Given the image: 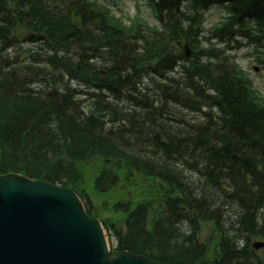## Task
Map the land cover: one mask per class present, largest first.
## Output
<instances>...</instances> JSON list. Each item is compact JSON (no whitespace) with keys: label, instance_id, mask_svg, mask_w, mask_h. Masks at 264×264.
Here are the masks:
<instances>
[{"label":"trees","instance_id":"obj_1","mask_svg":"<svg viewBox=\"0 0 264 264\" xmlns=\"http://www.w3.org/2000/svg\"><path fill=\"white\" fill-rule=\"evenodd\" d=\"M150 2L161 27L90 0H0V173L71 187L92 216L93 197H108L114 252L209 264L195 236L211 222L212 264H255L237 243L263 234L264 102L232 55L199 39L217 4L228 16L214 39L264 38V0ZM19 29L45 38L22 49ZM121 181L141 198L115 196Z\"/></svg>","mask_w":264,"mask_h":264},{"label":"water","instance_id":"obj_2","mask_svg":"<svg viewBox=\"0 0 264 264\" xmlns=\"http://www.w3.org/2000/svg\"><path fill=\"white\" fill-rule=\"evenodd\" d=\"M0 264L157 263L126 251L109 259L99 221L72 189L8 173L0 175Z\"/></svg>","mask_w":264,"mask_h":264},{"label":"rangeland","instance_id":"obj_3","mask_svg":"<svg viewBox=\"0 0 264 264\" xmlns=\"http://www.w3.org/2000/svg\"><path fill=\"white\" fill-rule=\"evenodd\" d=\"M99 4L109 7L116 15L122 17L126 22L129 18L134 17V15L141 16L146 22L155 23V14L153 8L147 0H96ZM225 15V8L223 6H211L208 10L204 12L203 28L204 36L199 39L201 44H207L209 41L208 38H211V29L215 27L220 20H222ZM27 32L23 29H19L14 32L18 45L22 47H27L26 42L23 41V38L26 37ZM209 36V37H208ZM234 39H226L225 44H220L222 47H226L227 51L231 54H234L236 60L241 69L249 76L252 80L254 87L259 91L261 96L264 98V49H260L258 45L250 44L242 36H236ZM33 44V43H30ZM264 45V43H263ZM225 48V49H226ZM258 69L255 70L254 68ZM136 178V177H135ZM117 191V194H116ZM125 195L126 198L133 201L139 200L141 198L140 190L135 186H127L126 183L121 181L119 187L115 189V196ZM104 199L108 200V197H93L94 207L97 209L96 214L99 216V220L103 219H116L117 217L111 216V213L108 209L104 208ZM232 212V210H231ZM230 212V213H231ZM261 222H264V207L257 213ZM188 226L186 225L184 230H187ZM199 242H202L206 245V258L203 263L212 261L216 250V240L218 235L214 230L213 223H202L201 229L197 233ZM254 239V237H252ZM258 239V238H256ZM246 240L243 238L241 244L244 245ZM115 244V242H114ZM259 255H264V250L258 252Z\"/></svg>","mask_w":264,"mask_h":264},{"label":"flooded vegetation","instance_id":"obj_4","mask_svg":"<svg viewBox=\"0 0 264 264\" xmlns=\"http://www.w3.org/2000/svg\"><path fill=\"white\" fill-rule=\"evenodd\" d=\"M262 250H264V248ZM262 250H259L258 252H260ZM258 252H257V262L263 264L264 263V255H259Z\"/></svg>","mask_w":264,"mask_h":264}]
</instances>
